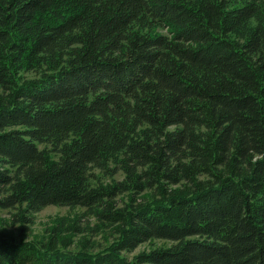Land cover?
<instances>
[{
	"label": "trees",
	"instance_id": "trees-1",
	"mask_svg": "<svg viewBox=\"0 0 264 264\" xmlns=\"http://www.w3.org/2000/svg\"><path fill=\"white\" fill-rule=\"evenodd\" d=\"M0 208V264H264V0H0Z\"/></svg>",
	"mask_w": 264,
	"mask_h": 264
},
{
	"label": "rangeland",
	"instance_id": "rangeland-1",
	"mask_svg": "<svg viewBox=\"0 0 264 264\" xmlns=\"http://www.w3.org/2000/svg\"><path fill=\"white\" fill-rule=\"evenodd\" d=\"M41 148L45 145H40ZM97 175L100 176L104 181L111 182L113 179H122L123 175L121 172L115 176L104 175L97 171ZM126 199V195H121L119 198L120 203H123L122 199ZM15 210L0 208V228H5L11 233L14 238L19 239V223L14 219ZM33 224H31V231L27 235V239H39L46 235L50 228L57 224L59 220L62 221H73L78 220L79 225L82 227V233L76 235V240L82 237H87L92 243L93 250L98 251L113 243L117 236L113 231L112 227H104L103 230L98 231L97 224L98 220L87 213L84 208L76 207L71 208L69 206L61 205H49L42 210L35 212L33 215ZM173 244V241L167 239H153L146 243L138 246L134 251H125L124 255L129 259H133L136 255L141 252L149 251L154 248L167 247ZM77 243L72 245V248L76 249Z\"/></svg>",
	"mask_w": 264,
	"mask_h": 264
}]
</instances>
